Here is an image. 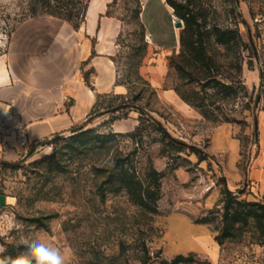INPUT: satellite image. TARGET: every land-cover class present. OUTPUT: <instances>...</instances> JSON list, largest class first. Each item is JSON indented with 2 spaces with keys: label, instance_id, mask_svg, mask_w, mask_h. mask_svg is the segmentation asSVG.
<instances>
[{
  "label": "rangeland",
  "instance_id": "1",
  "mask_svg": "<svg viewBox=\"0 0 264 264\" xmlns=\"http://www.w3.org/2000/svg\"><path fill=\"white\" fill-rule=\"evenodd\" d=\"M192 1L207 15V29H236L243 41L225 46L210 38L208 67L183 50L185 22L169 4L175 21L183 22L175 27V47L147 38L142 0H89L103 12L70 22L84 43L82 76L91 80L92 64L103 56L115 76L113 89L97 94L79 128L119 133V142L97 149L71 145L72 133L59 134L12 165L0 163L4 249L13 244L26 255L24 241L38 240L60 248L67 264H125L145 241L152 264L190 253L195 258L188 264H264V243L251 224L221 245L219 222H201L221 207L225 187L243 200L264 196V0ZM29 9V0H0V57ZM182 95L202 104L208 117ZM161 128L183 144L171 143ZM116 155L134 160L141 177L151 168L165 173L153 220L125 191L103 183L99 169Z\"/></svg>",
  "mask_w": 264,
  "mask_h": 264
},
{
  "label": "crops",
  "instance_id": "2",
  "mask_svg": "<svg viewBox=\"0 0 264 264\" xmlns=\"http://www.w3.org/2000/svg\"><path fill=\"white\" fill-rule=\"evenodd\" d=\"M142 1L141 22L147 38L162 46L178 45L175 15L165 0ZM97 8L89 4L87 15L103 12ZM84 55L80 33L57 17L29 18L12 33L0 57V123L15 132L6 137L9 145L0 143V163L16 162L28 148L72 133L86 122L97 94L113 89L112 62L105 56L94 61L95 74L87 80L80 70ZM21 132L27 147L20 145Z\"/></svg>",
  "mask_w": 264,
  "mask_h": 264
},
{
  "label": "trees",
  "instance_id": "3",
  "mask_svg": "<svg viewBox=\"0 0 264 264\" xmlns=\"http://www.w3.org/2000/svg\"><path fill=\"white\" fill-rule=\"evenodd\" d=\"M29 2V17L23 19L14 27L10 37L22 22L32 17L53 16L68 22L79 23L86 16L89 6V0H29ZM193 2L192 0H166V3L174 9V14L185 22L180 36L183 50L191 55V58L200 60L203 66L208 67L212 61L207 52V43L210 38H214L217 43L225 46L235 38H238L240 42L243 41L236 29L223 28L217 24L207 29V15L195 11L194 7H191L194 4ZM230 34H234L236 37H231ZM223 87L231 90L235 89L232 85L223 84ZM182 98L200 108L205 117H208L202 104L192 103L183 95ZM162 131L171 143H182L169 135L164 129ZM119 136V133L100 132L98 127L76 128L66 140L71 145H88L97 149H109L119 142ZM6 164L12 165L13 163ZM99 170L104 173L103 183L109 186L110 190L113 192L125 191L130 201L144 214L150 215L151 220H153L154 215L158 214V201L161 198L164 172L151 168L145 173L144 177H141L137 172L134 160H130L128 156L122 157L120 155H116L106 167ZM102 198H105V193H103ZM219 205H221L219 209L212 210L201 221L202 223L219 222L215 236V240L219 244L222 245L226 241L237 237L242 228L250 224L255 228L258 240L264 243V196L259 201L243 200L236 192L225 187ZM214 213L216 215H212ZM6 256L13 258L20 256L18 247L7 244L5 251L0 253V258ZM194 258V253L189 255L178 254L170 260L162 259L160 264H188L194 262ZM153 259V254L146 242L143 241L142 248L133 258L135 261H126L125 264H133L132 262H135L134 264H152Z\"/></svg>",
  "mask_w": 264,
  "mask_h": 264
},
{
  "label": "clouds",
  "instance_id": "4",
  "mask_svg": "<svg viewBox=\"0 0 264 264\" xmlns=\"http://www.w3.org/2000/svg\"><path fill=\"white\" fill-rule=\"evenodd\" d=\"M0 235H4V233L0 232ZM24 243L27 247L26 255L0 258V264H32V261L35 264H67L64 253L58 247H48L38 240L24 241ZM4 251L5 249L0 247V253Z\"/></svg>",
  "mask_w": 264,
  "mask_h": 264
},
{
  "label": "built area",
  "instance_id": "5",
  "mask_svg": "<svg viewBox=\"0 0 264 264\" xmlns=\"http://www.w3.org/2000/svg\"><path fill=\"white\" fill-rule=\"evenodd\" d=\"M13 132H15L13 127H11L10 125H8L6 123H0V143H2L4 146L9 145V142L6 140V137L8 135L12 134ZM19 136L21 137L20 145L22 147H27L28 146V140H27L25 134L23 132H21L19 134ZM28 150H29V148H28ZM26 152H27V150H26Z\"/></svg>",
  "mask_w": 264,
  "mask_h": 264
},
{
  "label": "water",
  "instance_id": "6",
  "mask_svg": "<svg viewBox=\"0 0 264 264\" xmlns=\"http://www.w3.org/2000/svg\"><path fill=\"white\" fill-rule=\"evenodd\" d=\"M183 25V22L181 20L176 22V27H181ZM35 151V149H32L29 153L28 156H30L33 152Z\"/></svg>",
  "mask_w": 264,
  "mask_h": 264
}]
</instances>
